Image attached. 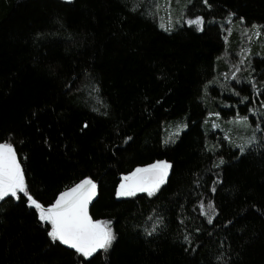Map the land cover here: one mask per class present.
Segmentation results:
<instances>
[{
	"label": "trees",
	"instance_id": "16d2710c",
	"mask_svg": "<svg viewBox=\"0 0 264 264\" xmlns=\"http://www.w3.org/2000/svg\"><path fill=\"white\" fill-rule=\"evenodd\" d=\"M159 1L0 0V142L14 143L42 203L86 176L97 182L90 214L112 220L117 239L92 264H264V147L241 155L208 117L239 112L257 123L264 113V95L253 99L249 83L255 76L264 92V57H253L255 71L241 80L220 73L239 27L264 25V0H209L212 8L193 0L186 9L161 0L174 14L169 21L205 16L202 32L160 28L157 15L169 21L153 7ZM222 24L232 28L228 43ZM244 96L250 102L241 103ZM182 123L188 127L175 143H164L166 129ZM164 159L173 168L156 196L115 195L121 173ZM200 199L218 209L211 224ZM156 217L164 223L146 236ZM46 227L26 203L0 201V264H79Z\"/></svg>",
	"mask_w": 264,
	"mask_h": 264
},
{
	"label": "snow or ice",
	"instance_id": "6c2138e0",
	"mask_svg": "<svg viewBox=\"0 0 264 264\" xmlns=\"http://www.w3.org/2000/svg\"><path fill=\"white\" fill-rule=\"evenodd\" d=\"M71 2V0H69ZM193 0H186L184 5L185 9L187 5L192 4ZM171 3V0H169ZM204 5L208 8H212V4L209 0H203ZM135 10V9H134ZM233 17H236V13L229 12L225 18L229 24L233 23ZM244 16H239L238 21L241 24L245 22ZM215 18L213 17V22ZM186 24L189 27H194L197 31H204L206 23L205 16L196 15L194 18L190 17L187 19L181 18L177 23ZM159 27L167 32H172L176 28V23L169 21L167 26L165 23H160ZM222 30L231 33L232 28L229 27L224 29V25H221ZM245 33H251L256 37L264 35V25L253 23L249 26L244 27ZM252 35L248 36L251 40ZM227 41V36H225ZM241 59L236 65H233L234 71L231 72L233 79L237 78V73L242 69L240 65L247 64L251 68L250 60L253 53L251 49L241 50ZM254 72L255 69L251 68ZM227 79V74H224ZM239 82V81H237ZM213 83V81H209ZM249 83L255 90L253 99L258 96L264 95L260 87H257L256 77L252 76ZM98 87V86H97ZM207 85H205V91ZM237 97L240 96L239 92L232 89ZM250 102L249 97L244 96L241 103ZM264 105V101H261ZM249 112H257L254 108H248ZM99 111V108L94 109ZM103 115H108L104 112ZM210 115H212L210 113ZM214 115L219 116L217 112ZM235 121L244 124L246 127L252 129V133L242 143L236 144L231 140L230 137H226L231 147L238 148L241 155L246 154L249 148L254 145L264 147V128L261 127V123H264V113H260L259 122L253 125L249 122V117L239 115L237 112ZM88 122L85 121L82 127L83 129L88 128ZM188 127L187 123H182L177 126L174 137H170L169 140L164 143H175V140L179 138V134L183 129ZM213 127L217 125L213 124ZM257 133H261V136H257ZM132 137H127V140H131ZM215 147V146H214ZM211 151V149H210ZM225 163L223 156L218 158V162L214 167L219 168ZM173 168L172 162L167 159L155 160L150 164L138 165L132 171L121 173V179L116 187L115 195L117 197H132L136 196L137 193H146L149 197L156 196L163 186L168 183L170 170ZM213 182L212 192H216L215 183ZM198 184L199 181H196ZM97 196V182L90 176H86L81 179L78 183H74L71 187H65L63 191H60L56 195L55 200L51 203H42L38 200L30 191V186L26 178L25 169L20 162V158L17 154V149L14 143L9 140L0 142V201H11L15 200L20 203H26L29 208H32L37 213V218L40 222H44L46 227L47 236L51 238L53 243L59 242L63 245L70 247L75 250V253L80 257L79 264H92V261L103 251L107 252L112 248L113 242L117 239L116 232L113 229L112 220L94 219L89 212V205L93 199ZM208 209H211L209 212ZM198 210L202 215L207 217V222L211 224L213 217L218 214V209L214 201H208L207 204L203 199L198 201ZM164 223L163 217H156L155 223L151 230L145 229L146 236H152L159 231V226ZM231 224L232 221H228ZM196 232H200L201 229L196 228ZM184 241L188 242L189 245L193 243L191 233L183 236ZM188 249H186L187 251ZM192 251H196L193 248ZM223 256H217L216 260H222ZM226 264V262H225Z\"/></svg>",
	"mask_w": 264,
	"mask_h": 264
},
{
	"label": "rangeland",
	"instance_id": "374dc122",
	"mask_svg": "<svg viewBox=\"0 0 264 264\" xmlns=\"http://www.w3.org/2000/svg\"><path fill=\"white\" fill-rule=\"evenodd\" d=\"M69 1V0H66ZM174 4H177L179 6H183L185 5V3H183L182 0H171ZM158 2V1H156ZM156 2L153 4V7L156 9L162 8L161 12H164V15L167 16V21H169V19L174 15L172 13V10L170 9V5L168 2H164V4H161V0L159 1V4H156ZM185 8V7H184ZM153 11V10H152ZM158 17V24L160 23H165L162 19H161V15H157ZM192 16H186V17H176V18H172V20H170L172 23H176V25L182 24L181 23H177V21H180L181 18L183 19H187L190 18ZM194 18V17H192ZM165 25L167 26V24L165 23ZM244 27L245 26H241L239 27L241 32L240 34L234 39L235 42L232 43V46L230 47V49H228V45H226L224 53L222 54L223 57V61L224 63H226L225 68H223L220 73H221V79H223V81H235V80H241L242 78H244V75H246L250 69L248 67L247 64L245 65H240L241 67V71L239 73H237V78L233 79L231 77V72L234 71V67L233 65H236L238 63V61L241 59V50L242 49H251V52L253 53V55L251 56V60H250V64L252 63V58L253 57H264V35H261L260 37H256L254 35H252L251 33H245L244 32ZM252 35L251 40L248 39V36ZM227 36V41L225 40V42H229L230 40V33H226L224 35ZM218 71V69H217ZM227 74V79L225 78V75ZM210 120L213 124L217 125V127H213L215 130H217L219 133H221V135L223 136V138L228 141V139H226V137H230L231 140L233 142H235L236 144L242 143L244 139H246L248 136L251 135L252 133V129L246 127L244 124L235 121L234 118L228 119V120H222L219 119L217 116L214 117V115H210ZM249 122H251V124L253 125V127L255 126L256 123L252 122L249 119ZM176 127H172L171 129L167 130L165 132L164 135V141L169 140L170 137H174V133L176 132ZM257 136H261L260 133H257Z\"/></svg>",
	"mask_w": 264,
	"mask_h": 264
},
{
	"label": "water",
	"instance_id": "95a60500",
	"mask_svg": "<svg viewBox=\"0 0 264 264\" xmlns=\"http://www.w3.org/2000/svg\"><path fill=\"white\" fill-rule=\"evenodd\" d=\"M97 198H98V188H97V196L93 199V201H92V203H90V205H89V212H90V210H91V207H92V205H93V203L97 200ZM66 246V245H65ZM68 247V246H67ZM70 248V247H69Z\"/></svg>",
	"mask_w": 264,
	"mask_h": 264
},
{
	"label": "bare ground",
	"instance_id": "6f19581e",
	"mask_svg": "<svg viewBox=\"0 0 264 264\" xmlns=\"http://www.w3.org/2000/svg\"><path fill=\"white\" fill-rule=\"evenodd\" d=\"M220 25V24H219Z\"/></svg>",
	"mask_w": 264,
	"mask_h": 264
}]
</instances>
